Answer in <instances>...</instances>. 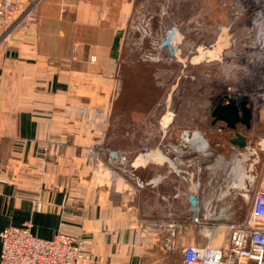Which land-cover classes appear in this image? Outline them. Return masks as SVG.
I'll return each instance as SVG.
<instances>
[{"label":"crops","instance_id":"crops-1","mask_svg":"<svg viewBox=\"0 0 264 264\" xmlns=\"http://www.w3.org/2000/svg\"><path fill=\"white\" fill-rule=\"evenodd\" d=\"M137 1L43 0L26 32L0 28V232L27 224L42 239L86 238L87 264H180L186 246L224 248L229 227L248 215L235 189L241 148L208 136L228 131L220 123L195 127V109L185 117L193 127L176 113L171 121L160 107L170 85L163 78L141 92V116L124 107L134 67L121 64L124 38L138 9H149ZM190 1L163 5H201ZM244 10L226 18L234 26H209L219 54L213 66H264V0ZM191 196L198 224L187 211ZM155 223L175 225L173 236Z\"/></svg>","mask_w":264,"mask_h":264},{"label":"rangeland","instance_id":"rangeland-1","mask_svg":"<svg viewBox=\"0 0 264 264\" xmlns=\"http://www.w3.org/2000/svg\"><path fill=\"white\" fill-rule=\"evenodd\" d=\"M146 2L149 9L146 7V12L143 8L138 9L136 16L139 18L129 24L124 38L121 64L134 66L129 68L125 78L127 86L122 97L127 103L124 107L131 110L133 118L141 116L144 106L138 102L140 96L144 97L141 92L149 87L151 80L163 78L170 85L160 103L161 109L163 107L165 111L166 104L169 112L179 117V123L186 122V126L192 127L185 117L193 109L200 110L201 120L195 121V127L208 130L214 127L211 112L224 96L246 100L252 112L250 128L240 131L245 135L248 147L255 150L256 159L253 171L248 170L246 174L247 177L252 174L259 182L264 163V66H213L215 59L219 60V54L214 52L217 45L211 41L212 29L209 28L216 21L221 22L219 30L234 26V21L229 22L226 18L238 20L244 9L250 7L251 0H201L198 8L186 5L170 10L163 5L165 0ZM140 4L143 6V0L137 1L136 5ZM144 14H149L151 19L144 18ZM173 16L176 20L183 17L189 20H165ZM219 40L225 44V36ZM212 132L208 134L210 140L212 143L220 141V145L221 142L226 144L233 135L231 131L222 135ZM251 161L244 162V167L248 168Z\"/></svg>","mask_w":264,"mask_h":264},{"label":"built area","instance_id":"built-area-1","mask_svg":"<svg viewBox=\"0 0 264 264\" xmlns=\"http://www.w3.org/2000/svg\"><path fill=\"white\" fill-rule=\"evenodd\" d=\"M43 0H0V28L3 35L13 31L26 32L37 22L35 8ZM105 16V15H104ZM94 57L90 58L93 61ZM172 121L174 113L169 112ZM112 157L124 160V155L111 152ZM245 174L253 171L255 150L237 149L234 153ZM252 159L248 168L244 162ZM257 182L255 176H244V187L235 184L250 204L249 213L239 225L229 227L227 244L224 248L210 246H186L182 249L180 264H264V163L262 174ZM239 182V181H238ZM196 182L193 188H198ZM237 186V187H236ZM196 190V189H195ZM189 218L191 223L198 224V199H189ZM154 225L164 229L169 240L174 234L172 224ZM0 264H87L90 262V241L86 238L73 237L56 233L50 239L34 236L29 225L12 226L0 232ZM168 246V245H167Z\"/></svg>","mask_w":264,"mask_h":264},{"label":"water","instance_id":"water-1","mask_svg":"<svg viewBox=\"0 0 264 264\" xmlns=\"http://www.w3.org/2000/svg\"><path fill=\"white\" fill-rule=\"evenodd\" d=\"M251 109L246 100H237L227 98L224 102L219 101L211 112V117L214 122L221 123V129H226L232 132L231 138L228 140L232 146L238 148L247 147L246 137L237 130L238 125L242 124L245 129L250 128Z\"/></svg>","mask_w":264,"mask_h":264},{"label":"bare ground","instance_id":"bare-ground-1","mask_svg":"<svg viewBox=\"0 0 264 264\" xmlns=\"http://www.w3.org/2000/svg\"><path fill=\"white\" fill-rule=\"evenodd\" d=\"M242 174H243V175H242ZM236 175H237V177H239L240 175H242V176H241V179H240L239 182H238V186H239V187H244L243 182H242V179H243L244 176H245V172H244L243 168L240 167L239 164H237V166H236ZM238 179H239V178H238ZM232 186H233V185H232Z\"/></svg>","mask_w":264,"mask_h":264},{"label":"flooded vegetation","instance_id":"flooded-vegetation-1","mask_svg":"<svg viewBox=\"0 0 264 264\" xmlns=\"http://www.w3.org/2000/svg\"><path fill=\"white\" fill-rule=\"evenodd\" d=\"M225 99H227V98H225ZM224 101H225V100H223L222 102H224ZM237 102H240V101H237ZM215 124H218V122H214V125H215ZM220 125H223V124L220 123ZM224 130H226V129H224ZM237 130H238V131H240V130L244 131V130H245V126L242 125V124H239Z\"/></svg>","mask_w":264,"mask_h":264}]
</instances>
